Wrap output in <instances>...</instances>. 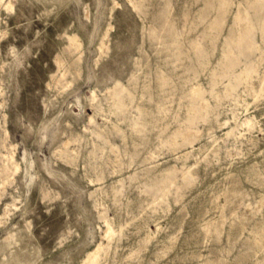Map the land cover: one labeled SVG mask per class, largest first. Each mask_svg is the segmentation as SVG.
<instances>
[{
  "label": "rangeland",
  "instance_id": "1",
  "mask_svg": "<svg viewBox=\"0 0 264 264\" xmlns=\"http://www.w3.org/2000/svg\"><path fill=\"white\" fill-rule=\"evenodd\" d=\"M91 251L264 264V0H0V264Z\"/></svg>",
  "mask_w": 264,
  "mask_h": 264
},
{
  "label": "bare ground",
  "instance_id": "2",
  "mask_svg": "<svg viewBox=\"0 0 264 264\" xmlns=\"http://www.w3.org/2000/svg\"><path fill=\"white\" fill-rule=\"evenodd\" d=\"M162 15H164L163 18H165V19H164V24H161L160 27H161V30L165 31V35H166L167 40H168L167 42H179L180 41V32L177 30L176 26L173 23H171V21L167 22V20H168L167 14L162 13ZM151 33H152V38H154L156 35V29H152ZM74 40H75V38H74ZM177 50L179 52L181 50V47L177 48ZM164 82H165L164 77L159 76V84L162 85V84H164ZM116 85H118V84H116ZM10 157L11 156L9 155V158ZM110 232H111V228H109L107 233L109 234ZM87 257H88V261H89L88 264H94L97 261V251H93V252L91 251V253L89 255H87ZM85 262H87V261H85Z\"/></svg>",
  "mask_w": 264,
  "mask_h": 264
}]
</instances>
